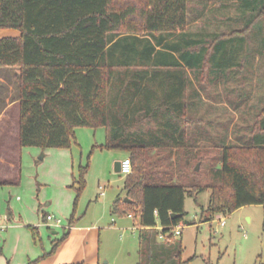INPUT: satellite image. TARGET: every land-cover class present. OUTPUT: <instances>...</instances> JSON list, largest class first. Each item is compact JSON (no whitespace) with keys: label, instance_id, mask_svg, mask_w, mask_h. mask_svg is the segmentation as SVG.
<instances>
[{"label":"trees","instance_id":"16d2710c","mask_svg":"<svg viewBox=\"0 0 264 264\" xmlns=\"http://www.w3.org/2000/svg\"><path fill=\"white\" fill-rule=\"evenodd\" d=\"M189 1L0 0V28L21 32L0 38V69H17L19 146L72 149L77 128H105L99 148L125 151L133 164L124 177L131 201L119 195L111 212L131 215L140 226L138 264L185 263L172 228L187 214V196L206 221L264 204V94L246 105L252 93L245 90V67L256 54L264 56V0H239L243 29L213 34L187 29ZM238 78L244 86L234 90L229 85ZM219 83L225 88L219 98L239 112L231 139L214 140L212 122L195 119L206 104L203 93L211 95L207 85ZM90 158L73 174L70 225ZM197 162L208 168L206 177L194 169ZM205 190L211 192L207 208L198 200ZM28 227L37 239L38 227Z\"/></svg>","mask_w":264,"mask_h":264},{"label":"rangeland","instance_id":"374dc122","mask_svg":"<svg viewBox=\"0 0 264 264\" xmlns=\"http://www.w3.org/2000/svg\"><path fill=\"white\" fill-rule=\"evenodd\" d=\"M239 4V0H190L187 29L193 32H209L211 34L226 33L233 30L240 31L243 29L245 22L241 17ZM7 29L13 31L12 29L14 28H0V31H7ZM9 34L5 33L0 38L11 36ZM252 45H257V41H253ZM248 70L247 77L250 81V87L254 90L253 99H255L253 101H256V94H264V56L257 55L254 58V66ZM2 74L6 80V85L12 84V93L15 94L17 91L15 90L17 89L15 72L13 70L11 72L2 71ZM229 86L232 87L233 84L230 83ZM206 89L211 91L209 94L211 93L212 96H208V92L203 93L206 98V104L199 109L195 119L196 121L203 120L205 125L209 121L212 122L210 134L214 140L225 135H228L229 139H231L238 132V125L240 124L239 112L225 100L224 95L219 98L217 93L225 89L222 83L217 86L209 84ZM247 117V121L253 118L252 115ZM76 138L78 144L73 147L74 169L72 179L73 174H77L79 166L86 164L88 155L91 153V168L87 175V186L77 202L76 217L77 220H80V216L88 209L92 198H94L95 202V197H98V202L103 203V201L111 198L116 199L119 195L123 196V198L126 196L123 179L125 176L115 170L112 156L120 155L124 157L128 154L121 150L96 148L97 145L104 143L106 140V130L103 127L97 129L90 127L77 128ZM94 146L96 147L93 150ZM22 148L24 150L22 153L21 182L13 186L0 187V224H4L1 225L0 232L7 227L5 215L11 217L12 209H16V203L21 202L18 197L25 200L32 188H35L37 197L40 192L45 194L47 191L49 196H51L56 191L55 183L57 181L53 180L50 175L55 168L51 162L50 154L45 157V149L38 146H25ZM32 149L34 152L31 154ZM43 154L44 157L42 156ZM197 165H199V169H196ZM194 169L196 171L202 169L205 177L207 176L208 168L205 169V165L201 162L194 163ZM42 175L47 181L42 179ZM69 187L71 191L75 192L72 202L74 210L77 192L71 185ZM103 190L106 191L104 196L99 194ZM208 191L210 192V190H205L198 194L199 203L205 207L209 201ZM49 201H51L50 198L44 203ZM96 207V205L92 204L91 209H96ZM185 209L187 214L182 222L183 228L181 231L183 234L176 236L183 243L182 259L185 261L184 264H257L264 262V204L243 206L233 213L216 215L209 221H206L202 216L201 206L195 202L194 197H186ZM72 213L68 217L62 212L57 216V218L62 220L60 226L68 225ZM90 215L85 221L89 220ZM112 216L115 217L116 215H112L108 209L104 223L111 222ZM16 217L18 219V216ZM42 217L43 214L41 213L40 218ZM222 218H225V224H222ZM20 221L23 222L22 220ZM27 228L30 229L28 226ZM44 229L45 234L41 237L39 233L37 239L34 238L30 229L36 245L43 251H45L44 243L47 248H52L47 243L50 238L59 239L65 233L62 227H45ZM54 230L58 231V233L54 234ZM139 233V229L130 230L128 233L109 231L104 233L102 252L106 255L102 259V263L138 264L140 261ZM159 241H162V238L159 237Z\"/></svg>","mask_w":264,"mask_h":264},{"label":"crops","instance_id":"0c3cea01","mask_svg":"<svg viewBox=\"0 0 264 264\" xmlns=\"http://www.w3.org/2000/svg\"><path fill=\"white\" fill-rule=\"evenodd\" d=\"M12 30L0 31V37L5 33H10L9 35L11 36H19L21 34L18 29ZM243 54L241 56L245 57ZM257 55L261 56V54ZM256 56L252 58L253 61ZM253 66L254 62L245 68L251 69ZM11 70L15 72L16 79V68L0 69V187L17 185L21 182L22 178V153L24 149L19 146V103L17 100V91L15 94L12 93V84H8L7 86L2 74V71L11 72ZM188 72L191 76L190 69H188ZM241 76L239 77L240 79ZM239 78L231 82L233 84L232 89L236 90L241 85L244 86L243 82L239 81ZM235 87L237 88L235 89ZM245 90L247 92L251 91L252 93L251 98L246 101V105H249L253 102L251 99L254 97V90L250 87V81L248 80L245 82ZM244 106L245 104H243ZM197 112H195V115ZM102 144L97 145L96 148L98 149ZM33 152L32 149L31 154ZM45 152V157L50 154L51 162L55 166L50 175L53 180L57 181L55 183L56 191L51 196H49L47 191L45 194L40 192L37 197L35 188L31 187L32 189H30L29 195L25 200L18 197V200L21 202L16 203V209H12L11 217L5 215L7 227L0 232V264H28L30 261L40 258L45 251L51 250V248L49 249L45 246V243V251L36 245L32 237V232L27 228L28 225L38 227L41 237L45 234V227H62L64 232L69 231L68 236L61 242L53 254L40 258L35 264H103L102 259L106 255L102 252L103 234L108 231L128 233L130 230H140V226L134 223L132 216L120 217L116 215L115 217H111V222L104 223L108 209L110 211L112 210V204L116 200L114 198L103 201V203L98 202V197H95V202L94 198H92L88 209L80 216V220L78 219L73 225H70L68 222V225L58 226L47 220V215L57 217L62 212L68 217L72 213V202L75 197V192L73 190L71 191L69 186L73 183L74 151L73 148H46ZM127 156L113 155L115 167L117 161H121ZM42 179L47 181L43 175ZM100 187L103 188L101 185ZM105 192L103 190L99 194L104 196L106 195ZM210 194L211 192H209L207 206L202 205L204 208H207L209 205ZM49 198L51 201L44 203ZM92 204L97 206L96 209H91ZM41 213L43 214L42 218H40ZM15 215L18 216L19 220ZM89 215L91 217L85 221ZM2 224H0V227ZM180 225L183 226V223L181 222ZM158 228L161 229V226H158ZM53 233L57 234L58 231L54 230ZM160 238H162L161 235ZM53 240V238H50L47 242L49 247H52Z\"/></svg>","mask_w":264,"mask_h":264},{"label":"built area","instance_id":"2783aa9c","mask_svg":"<svg viewBox=\"0 0 264 264\" xmlns=\"http://www.w3.org/2000/svg\"><path fill=\"white\" fill-rule=\"evenodd\" d=\"M120 168H121L120 174L123 175V176H126V175L132 173V171H133V164H132V160H131V158L129 156H127V157H125V158H123L121 160ZM47 220L51 221L53 224L58 225V226H60L61 225V222H62V220L60 218H57V217H55L53 215H47ZM221 221H222V224H225V222H226L225 221V218H222ZM182 228H183V226L180 225V224L174 226L172 228L173 234L175 236L181 235V233H182L181 229ZM165 236L166 235L161 234V237L162 238H165Z\"/></svg>","mask_w":264,"mask_h":264},{"label":"water","instance_id":"95a60500","mask_svg":"<svg viewBox=\"0 0 264 264\" xmlns=\"http://www.w3.org/2000/svg\"><path fill=\"white\" fill-rule=\"evenodd\" d=\"M42 156H43V155H42ZM120 165H121V161H117V162H116L115 170H116L117 172H119V173H120V171H121ZM196 169H199V165H197ZM124 200H125V201H131L127 196L124 197ZM178 216H180V214H177V213H173V214H172V217H178Z\"/></svg>","mask_w":264,"mask_h":264}]
</instances>
